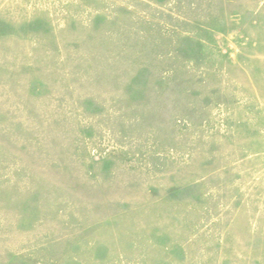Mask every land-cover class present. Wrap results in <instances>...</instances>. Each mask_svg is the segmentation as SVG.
I'll use <instances>...</instances> for the list:
<instances>
[{
    "label": "rangeland",
    "instance_id": "obj_1",
    "mask_svg": "<svg viewBox=\"0 0 264 264\" xmlns=\"http://www.w3.org/2000/svg\"><path fill=\"white\" fill-rule=\"evenodd\" d=\"M0 264H264V0H0Z\"/></svg>",
    "mask_w": 264,
    "mask_h": 264
}]
</instances>
